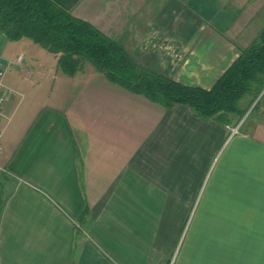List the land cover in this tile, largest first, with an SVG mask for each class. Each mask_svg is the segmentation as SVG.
Returning <instances> with one entry per match:
<instances>
[{
    "label": "crops",
    "instance_id": "crops-1",
    "mask_svg": "<svg viewBox=\"0 0 264 264\" xmlns=\"http://www.w3.org/2000/svg\"><path fill=\"white\" fill-rule=\"evenodd\" d=\"M53 1L141 66L204 88L239 57L253 22L237 0ZM58 67L40 113H24L18 94L3 104L0 194L10 189L0 204V264H153L173 251L174 222L183 229L191 219L213 221L197 235L230 237L225 245L240 253L231 264H264V120L206 184L195 139L208 145L198 127L214 129L210 117L166 107L88 62L74 74ZM196 199L203 210L191 218ZM137 203L147 205L142 215Z\"/></svg>",
    "mask_w": 264,
    "mask_h": 264
},
{
    "label": "trees",
    "instance_id": "trees-1",
    "mask_svg": "<svg viewBox=\"0 0 264 264\" xmlns=\"http://www.w3.org/2000/svg\"><path fill=\"white\" fill-rule=\"evenodd\" d=\"M0 31L12 40L28 37L53 52L69 74L88 62L111 81L166 107L188 105L197 115L224 124L245 113L247 107L240 103L245 95L254 100L264 87V29L211 88L186 85L144 68L117 41L53 0H0Z\"/></svg>",
    "mask_w": 264,
    "mask_h": 264
},
{
    "label": "rangeland",
    "instance_id": "rangeland-1",
    "mask_svg": "<svg viewBox=\"0 0 264 264\" xmlns=\"http://www.w3.org/2000/svg\"><path fill=\"white\" fill-rule=\"evenodd\" d=\"M237 1L240 8L248 10L247 14L253 13V22L249 26L247 33L246 47H248L257 40L258 35L264 29V0ZM244 22L246 23L247 20ZM240 40V38L237 39L238 42ZM20 55L22 56L21 60L18 59ZM0 60L3 61V65H1L4 70L3 81L5 86L10 91H13L11 93L18 94V97H24L22 105L24 113L26 111L30 112L31 109L37 111L39 106L38 112L40 113L44 105L47 103L51 105L57 88L55 86L57 85L55 76L58 71L60 73L58 59L53 52L46 50L28 37L12 40L8 39L0 31ZM144 68L149 69V66ZM149 70L154 71L155 69L150 68ZM103 76L107 81L108 78L104 73ZM252 99L253 96L248 94L241 99V106L247 107V110L241 117L235 116L230 122L226 120V122H229L227 125L219 121L214 122V118L208 117L209 123H213L210 125L216 126L214 129L210 126H204V124L200 127L196 125L200 128V136L202 135L203 137L205 133L206 140H208L207 136L210 137L207 146L202 138L200 140L195 139L196 151H200V166L203 168L205 165V169L207 168L206 184L209 179H212L213 175L219 173L229 163L228 158L231 151L239 152L241 150V153L244 152L245 147L236 148V146L241 145L243 134L253 124L264 120L262 119L264 118V87L254 100ZM183 106L190 108L188 105ZM162 110H164V106L159 105V111L161 112ZM196 117L206 118L200 115H196ZM5 120L3 121L5 122ZM160 128L158 131L162 130ZM9 189H3V192H1L0 204ZM149 205L152 208L157 207L155 204ZM203 205L199 204L196 199V203L190 212L191 218L203 210ZM144 206L147 205L142 203L135 204L136 213L142 215L145 211ZM212 210L213 207L208 205L207 212ZM179 224L178 221L174 222L176 234L173 237V251L157 252L154 254L153 264H231L230 259H235L236 254H240L229 251V246L225 245V243H230V237L197 235L198 229L213 226V221L211 220L198 221L191 219L185 223L183 229ZM237 263L239 264L240 262L238 261Z\"/></svg>",
    "mask_w": 264,
    "mask_h": 264
},
{
    "label": "built area",
    "instance_id": "built-area-1",
    "mask_svg": "<svg viewBox=\"0 0 264 264\" xmlns=\"http://www.w3.org/2000/svg\"><path fill=\"white\" fill-rule=\"evenodd\" d=\"M18 59L21 60L22 56L20 55L18 57ZM3 77H4V71L0 67V140H1L3 129H4L3 120L5 118V113L3 112V104H4L5 100L7 99V97L11 94V91L4 87ZM1 151H2V146L0 143V152Z\"/></svg>",
    "mask_w": 264,
    "mask_h": 264
}]
</instances>
